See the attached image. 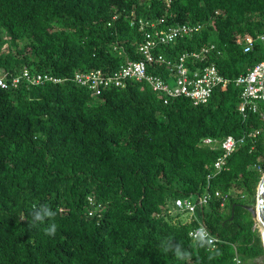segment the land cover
Returning <instances> with one entry per match:
<instances>
[{
    "label": "trees",
    "instance_id": "1",
    "mask_svg": "<svg viewBox=\"0 0 264 264\" xmlns=\"http://www.w3.org/2000/svg\"><path fill=\"white\" fill-rule=\"evenodd\" d=\"M133 13L164 17L166 26L205 23L161 52L175 59L215 45L209 61L229 83L196 106L184 97L165 103L142 82L100 96L72 82L76 71L109 73L141 59ZM263 33L264 0H0V76L27 69L66 80L0 88V264H251L264 257L246 208L255 207L264 174V120L239 111L235 85L264 60V43L244 52L248 38ZM227 136L238 146L215 174L223 151L202 141ZM208 190L227 195L197 210L219 240L214 250L190 238L197 221L169 212L176 199ZM89 196L101 206L93 216ZM48 209L54 217L33 220ZM52 223L55 234L46 235Z\"/></svg>",
    "mask_w": 264,
    "mask_h": 264
},
{
    "label": "built area",
    "instance_id": "2",
    "mask_svg": "<svg viewBox=\"0 0 264 264\" xmlns=\"http://www.w3.org/2000/svg\"><path fill=\"white\" fill-rule=\"evenodd\" d=\"M219 14V11L215 12V16H219ZM132 16L131 25L139 27V31L143 32V41L137 48V54L141 59L127 60L119 69L109 73L98 69L86 72L76 71L70 78L72 82L79 87L86 88L93 96H100L103 90L110 88H126L130 81L142 82L148 84L153 92L164 99L165 103L173 98L184 97L196 106L206 104L216 88L229 83L228 79L220 74L217 65L209 61L211 54L217 52L215 45L203 46L196 51H185L175 59L168 58L161 52L162 48L169 47L179 40L193 38L206 27L205 23H178L166 26L164 17L158 19L136 18L134 13ZM117 18L118 15L113 17L114 20ZM257 43H264V33L255 38H248L244 44V52L252 51ZM217 55H221V53L218 51ZM158 68H162L164 74L150 72V69L157 70ZM64 81L66 80L52 74L31 73L25 69L17 75L0 76V88L16 89L23 83L37 86L51 82L60 84ZM235 85L241 90L239 111L244 115L247 112L258 114L264 120V109L260 106V102L264 103V60L250 67L246 73L239 75L235 80ZM259 135L260 131H255L250 134V137L256 138ZM202 146L222 149L223 155L214 163L216 174L226 169L227 160L236 150L238 141L233 136H227L221 140L205 138L202 141ZM257 168L262 171L261 165H257ZM211 179L212 175H208V182ZM213 198L226 200L227 195L220 191L208 190L201 195L178 198L173 202L174 210L188 214L187 223L198 222L197 226L190 230V238L206 243L211 250L216 248L219 240L199 221L197 210L199 207L208 205ZM88 202L91 206L89 215L93 216L101 206L96 205L94 198L90 196ZM169 212L172 213V209ZM201 228L205 232L202 241L198 236V230ZM235 260L240 264L238 258Z\"/></svg>",
    "mask_w": 264,
    "mask_h": 264
},
{
    "label": "water",
    "instance_id": "3",
    "mask_svg": "<svg viewBox=\"0 0 264 264\" xmlns=\"http://www.w3.org/2000/svg\"><path fill=\"white\" fill-rule=\"evenodd\" d=\"M246 208L252 214L253 220L258 222L259 231L264 246V174L259 182L256 206Z\"/></svg>",
    "mask_w": 264,
    "mask_h": 264
},
{
    "label": "clouds",
    "instance_id": "4",
    "mask_svg": "<svg viewBox=\"0 0 264 264\" xmlns=\"http://www.w3.org/2000/svg\"><path fill=\"white\" fill-rule=\"evenodd\" d=\"M35 207V205L33 206V208ZM55 213L48 209L46 210L43 214L39 213V212H33L32 213V216H33V220L34 221H40V223H43L44 222V219L45 217L47 218H52L54 217ZM55 231H56V225L54 223L50 224V226L45 230V234L46 235H54L55 234ZM191 235V233H190ZM198 236H199V239L202 241L204 236H205V232L204 230L201 228L198 230ZM202 246V245H201ZM179 248V246H177V249ZM167 251V249H166ZM177 258L178 259H183L184 258V255L186 254H181L179 253V251H177Z\"/></svg>",
    "mask_w": 264,
    "mask_h": 264
},
{
    "label": "rangeland",
    "instance_id": "5",
    "mask_svg": "<svg viewBox=\"0 0 264 264\" xmlns=\"http://www.w3.org/2000/svg\"><path fill=\"white\" fill-rule=\"evenodd\" d=\"M4 50H7L6 47L4 48ZM260 106L264 109V103L260 102ZM258 186H259V183L257 185V188L256 190H258ZM257 204V191H256V202H255V206ZM175 206H174V203L172 205V207L170 209H172V213L171 215L174 216V217H179L182 221H185L186 223L188 222L189 220V216L188 214H186L185 212H178L176 210H174ZM256 227L259 229V225H258V222L256 221ZM251 264H264V257H259L253 261H250Z\"/></svg>",
    "mask_w": 264,
    "mask_h": 264
}]
</instances>
